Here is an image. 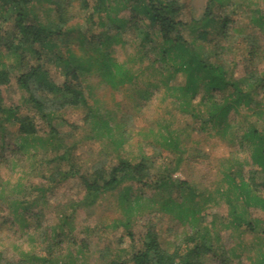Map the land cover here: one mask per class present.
Wrapping results in <instances>:
<instances>
[{"label":"rangeland","instance_id":"1","mask_svg":"<svg viewBox=\"0 0 264 264\" xmlns=\"http://www.w3.org/2000/svg\"><path fill=\"white\" fill-rule=\"evenodd\" d=\"M177 1L183 6L181 19L188 26L192 19L203 16L207 0ZM33 4L40 21L49 19L72 28L56 42L58 53L66 55L68 49L82 58L96 56L94 49L81 47L77 35L86 29L91 10L84 11L82 0H33ZM217 6L216 13H233L234 21L226 36H215L199 50L210 56V63L223 65L232 78L245 77L253 69L261 74L264 33L249 17L256 10L264 14V0H229L222 9ZM118 17L128 18V11L122 10ZM188 26L182 33L190 42L194 36ZM4 30L11 31V24L0 21V63L14 66V58L3 48ZM110 31L119 35V41L102 51H110L115 62L134 73L133 82L112 88L93 68L78 81L89 105L44 112H37L18 86L16 67L10 85L2 88L3 106L18 107L20 116L30 118L36 130L21 136L17 123H0V252L13 263L28 257V264L130 262L148 229L155 231L161 246L169 251L200 230L227 260L204 255L202 263L250 264L264 251V211L245 207L229 181L239 170L247 174L256 168L248 150L208 120L200 103L207 93L204 82L194 89V115L182 110L185 99L176 88L186 77L175 72L170 62H156L159 55L154 48L160 39L150 36L151 42H141L133 30ZM251 43L258 50L253 63ZM53 62L46 68L52 82L61 85L66 79L64 70ZM31 64L36 63L31 60ZM262 85L255 91L252 106L264 105V82ZM34 93L42 99L54 96L46 90ZM251 112L243 107L229 114L234 133L254 122L264 129ZM121 161L145 165L143 182L128 180L86 203L80 176L86 177L98 167L108 172ZM168 200L173 203L167 208ZM231 207L252 222L255 230L237 226ZM30 254L46 258L35 260Z\"/></svg>","mask_w":264,"mask_h":264},{"label":"trees","instance_id":"2","mask_svg":"<svg viewBox=\"0 0 264 264\" xmlns=\"http://www.w3.org/2000/svg\"><path fill=\"white\" fill-rule=\"evenodd\" d=\"M82 4L84 11L91 10L86 29L79 31L77 35L82 41L81 47L88 46L97 51L93 58L86 55L83 58L76 56L74 52L69 53L68 49L66 55L58 53L56 42L70 34L72 28H64L62 24L55 25L49 19L40 21L39 14L34 12L33 0H0V21L11 24V31L4 30L3 48L16 63L14 66L0 63V123H17L21 136L32 135L36 130L30 118L20 116L18 107L3 106L2 88L10 85L15 67L20 72L16 79L17 84L27 93L28 101L37 112L65 106H87L88 100L78 83L83 73H89L96 68L98 76L112 88L131 83L135 79L134 73L132 74L123 63L119 64L111 58L110 51H102L104 46L119 41V35L112 34L111 31L133 30L137 32L141 42H151L150 36H155L160 39L159 45L154 48L159 55L156 62H170L175 72L186 77L183 85L176 88L185 99L181 104L182 110L194 115L192 96L200 86L198 84L204 82L207 93L200 103L205 107L208 120L219 127L223 135L234 136L233 138H237L240 145L248 150L249 158L256 168L247 174L239 170L230 175L229 181L245 207H259L264 211V197L261 195L264 193V129L254 122L241 133H234L235 124L228 120L232 111L236 113L240 108L246 107L257 117L256 122L261 120V125L264 126V105H259L258 102L252 106L255 91L264 82V71L260 74L253 69L245 77L235 79L228 75L223 65L210 63V56L199 50L204 48L208 41L212 42L215 36H226V29L234 21L233 13L223 10L216 13L215 8L218 5L217 7L222 9L225 4H229V0H207L203 16L192 19L189 26L181 19L183 6L177 0H82ZM122 10L128 11V18L118 17ZM249 20L255 28L264 33L263 13L256 10ZM187 26L189 34L194 36L190 42L182 33ZM251 46L249 56L250 62L253 63L258 50L254 43H251ZM31 60L36 64L32 65ZM51 61L64 70L62 73L66 79L61 85H56L50 79L46 65ZM35 90H46L54 96L42 99L34 93ZM146 173L147 168L142 163L121 161L108 172L98 167L86 177L80 176L85 190L84 201L93 203L98 196L115 190L128 180L143 182ZM185 189L191 192L189 187ZM172 203L173 200H168L165 205L168 208ZM21 206L19 204V207ZM195 213L196 211L191 212L193 218ZM230 215L237 222V226L244 224L250 231L255 230V225L245 220L242 213L236 212L232 207ZM141 238V248L132 254L130 262L113 261L110 264H204L201 262L204 255L212 258L219 256L223 262L227 261L222 258L224 253L218 252L207 233L200 230H195L187 236L184 244L173 251L161 246L153 229H148ZM51 255L52 249L46 256L49 259ZM30 257L35 260L46 258L35 254ZM27 259H18L13 263L6 260L3 252H0V264H28ZM250 264H264V251L259 252Z\"/></svg>","mask_w":264,"mask_h":264}]
</instances>
